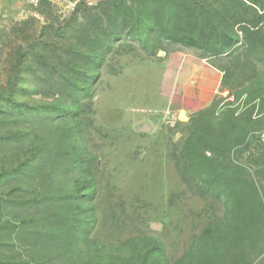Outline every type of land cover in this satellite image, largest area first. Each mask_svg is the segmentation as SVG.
<instances>
[{
  "label": "rangeland",
  "instance_id": "374dc122",
  "mask_svg": "<svg viewBox=\"0 0 264 264\" xmlns=\"http://www.w3.org/2000/svg\"><path fill=\"white\" fill-rule=\"evenodd\" d=\"M0 264H264V0H0Z\"/></svg>",
  "mask_w": 264,
  "mask_h": 264
},
{
  "label": "water",
  "instance_id": "95a60500",
  "mask_svg": "<svg viewBox=\"0 0 264 264\" xmlns=\"http://www.w3.org/2000/svg\"><path fill=\"white\" fill-rule=\"evenodd\" d=\"M182 119H184V118H182ZM138 129L140 131H144V132H151L153 130V127L150 123H144L143 125L138 127ZM154 227L158 228L159 226L157 224H154Z\"/></svg>",
  "mask_w": 264,
  "mask_h": 264
},
{
  "label": "bare ground",
  "instance_id": "6f19581e",
  "mask_svg": "<svg viewBox=\"0 0 264 264\" xmlns=\"http://www.w3.org/2000/svg\"><path fill=\"white\" fill-rule=\"evenodd\" d=\"M181 117H182V118H185V114H184V113H181Z\"/></svg>",
  "mask_w": 264,
  "mask_h": 264
}]
</instances>
